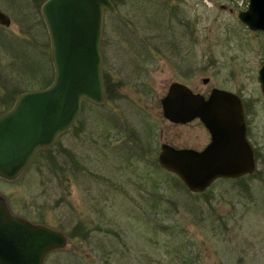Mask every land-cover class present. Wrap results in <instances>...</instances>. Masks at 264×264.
Wrapping results in <instances>:
<instances>
[{"label":"rangeland","instance_id":"1","mask_svg":"<svg viewBox=\"0 0 264 264\" xmlns=\"http://www.w3.org/2000/svg\"><path fill=\"white\" fill-rule=\"evenodd\" d=\"M110 1L99 41L103 101H81L52 146L15 179H0V195L12 214L66 237L42 264H264V99L256 81L264 35L243 30L227 11L240 0ZM0 10L10 20L0 25L2 112L18 93L49 83L52 68L30 0H0ZM173 81L199 93L241 88L252 109V174L192 194L156 164L161 143L199 150L208 142L197 120L162 117L159 100Z\"/></svg>","mask_w":264,"mask_h":264},{"label":"water","instance_id":"2","mask_svg":"<svg viewBox=\"0 0 264 264\" xmlns=\"http://www.w3.org/2000/svg\"><path fill=\"white\" fill-rule=\"evenodd\" d=\"M104 10L114 12L110 0L41 3L52 75L45 86L18 93L10 107L0 112V179H15L37 151L52 146L74 124L81 101H103L99 41ZM235 17L249 29L264 32V0H249L247 10L236 12ZM9 22L0 10V25ZM256 81L264 97V62ZM159 104L167 121L185 124L197 118L208 133V142L199 150L167 143L158 146L156 164L189 193H202L217 179H237L255 171L243 106L233 93L213 88L204 98L173 81ZM66 243L58 230L12 214L0 195V264H42L48 252Z\"/></svg>","mask_w":264,"mask_h":264},{"label":"flooded vegetation","instance_id":"3","mask_svg":"<svg viewBox=\"0 0 264 264\" xmlns=\"http://www.w3.org/2000/svg\"><path fill=\"white\" fill-rule=\"evenodd\" d=\"M44 0H30V5L32 8H34L39 17H40V14H39V7L41 5V3L43 2ZM248 4H249V0H240L239 1V4H238V7L236 9H234L232 7V5H229L226 9L228 12H233L234 14V18L236 19L235 17V14L236 12H244L247 10V7H248ZM221 8H224V6H220ZM41 19V17H40ZM237 20V19H236ZM238 21V20H237ZM42 22V20H41ZM238 23L240 24L241 28L243 30H246L248 33H259V34H263L264 35V32H262L261 30H252V29H249L247 27V25L244 23V22H240L238 21ZM263 63V62H262ZM261 65V64H260ZM259 65V66H260ZM259 68V67H258ZM257 68V69H258ZM257 72V70H256ZM205 80V81H203ZM201 82L203 84H206L208 82V79L207 78H203L201 79ZM213 88H216V89H222V90H226V91H229L231 93H233L235 96H237V98L240 100V102L242 103V106H243V112H244V123H245V128H246V137H247V132H248V129H247V126L248 124L250 123V118H249V113L251 112V105H246L244 100L241 98V88L238 89V91H233V90H229V89H226V88H218V87H210L208 88V90H206L205 92H195V93H199L201 94L204 98H206L208 96V94L210 93V91L213 89ZM258 88H259V85H258ZM193 91V90H192ZM194 92V91H193ZM259 92H260V88H259ZM260 95L261 97L264 99V97L262 96L261 92H260ZM193 120H197L198 122H200L197 118L193 119ZM201 123V122H200ZM207 132V131H206ZM248 139V138H247ZM208 140H209V136H208ZM252 146V145H251ZM253 149V148H252ZM255 157V156H254Z\"/></svg>","mask_w":264,"mask_h":264},{"label":"trees","instance_id":"4","mask_svg":"<svg viewBox=\"0 0 264 264\" xmlns=\"http://www.w3.org/2000/svg\"><path fill=\"white\" fill-rule=\"evenodd\" d=\"M103 84H104V90H106L107 89V87H108V84H106V81H105V78H104V76H103ZM45 86V85H44ZM108 91V90H107ZM106 91V92H107Z\"/></svg>","mask_w":264,"mask_h":264}]
</instances>
